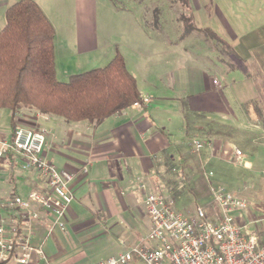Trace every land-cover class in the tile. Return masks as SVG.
<instances>
[{"label":"crops","instance_id":"obj_1","mask_svg":"<svg viewBox=\"0 0 264 264\" xmlns=\"http://www.w3.org/2000/svg\"><path fill=\"white\" fill-rule=\"evenodd\" d=\"M255 4L259 6L264 2L259 4L254 0H235L223 7L217 6L219 31L225 39L233 41V46L222 51L217 59H211V66L207 68L215 71L213 77L203 72L197 80H188L175 103H167L165 96H160V93L153 95L148 85H140L126 55L122 53L128 69L137 79L144 98L143 105H133L97 123L80 121L66 125L55 116L37 117L34 121L37 128H34L47 132L44 157L59 170L74 174V201L67 213L73 230L80 227L77 222L86 219L90 221L88 228L91 230L99 228L101 224L105 227L114 220L121 224L122 220L119 219L143 217L150 230L151 219L146 212L145 198L149 188L163 187L159 176L163 166L160 161H164L161 152L170 146L184 150L190 140L186 134L184 103L191 112L204 114L207 118L230 119L241 126L253 123V126L260 129L255 131L257 134L264 133V125L256 120L262 117L264 109L255 108L258 100L262 102L260 96L264 93V14L257 9L256 15L250 12L253 26L250 22L243 24L242 17L238 15L241 10L239 6ZM8 7L7 0H0V31L6 24ZM92 18L84 21L86 29L80 32L71 25L66 26L70 29L71 51H74L71 53L68 48L66 54H62L57 45L58 30L52 23L56 30V74L58 78L59 72L62 73L61 81L77 73L75 56L90 58L99 51L98 39L89 29ZM104 53L106 61H110L116 54L109 49ZM71 56L74 59L69 60ZM58 59L61 62L58 63ZM229 75L239 80L238 94L229 91ZM16 121L18 125L29 126L23 123L22 116H17ZM49 122L52 126L48 128ZM8 127V130H0V140L11 139V117ZM256 138L258 140L252 145L249 159L244 150L232 141L210 139L206 145H209L207 148L210 154L201 161H234L236 158L241 163L264 161V140H259L258 135ZM237 151L241 154L237 155ZM178 157L175 155L176 159ZM21 164L22 156L13 150H9L0 162V222L6 221L9 214L14 217L21 210L11 206V199L6 201L8 198L12 195L27 198L30 191L41 187L37 173L24 171ZM31 210L42 216L30 222L33 234L37 236L51 224L52 217L37 204ZM14 219L17 220L16 217Z\"/></svg>","mask_w":264,"mask_h":264},{"label":"rangeland","instance_id":"obj_2","mask_svg":"<svg viewBox=\"0 0 264 264\" xmlns=\"http://www.w3.org/2000/svg\"><path fill=\"white\" fill-rule=\"evenodd\" d=\"M17 1L19 0H7V4L10 6ZM35 1L55 24L58 30L57 45L62 50V54L71 51L70 29L66 26L71 25L80 32L86 29L83 25L84 21L93 17L92 23L91 20L89 21V29L96 35L100 48L98 53L90 58L73 56L76 58L74 63H77L75 66L77 73L104 67L109 62L104 59V52L108 49L123 53L131 70L137 75L140 85L146 87L148 85L154 92L153 95L160 93V96H165L169 104L175 103L188 80H197L203 72L213 77L215 71L207 68L211 66V59H217L225 49L233 46V41L229 38L225 39L219 31L216 10L217 6L223 7L224 4L227 5L235 0H92L91 3L88 0ZM254 1L259 4L264 2V0ZM239 8L241 10L238 15L242 17L243 24L253 23L249 14L251 12L252 15H256V9L264 14V4L239 6ZM99 54L100 56H97ZM73 57L71 56L69 60ZM59 62L61 61L58 59ZM58 78L62 80L61 72ZM227 82L230 83L229 91L238 94V78L229 75ZM261 96L262 102L258 100L255 108L259 107L263 110L264 93ZM24 113L25 115H21L23 123L36 127L34 121L42 114L37 113L35 109L26 108ZM10 117L9 109L0 108V130L9 129ZM56 119H60L66 125L75 123L67 122L60 117ZM206 120L213 122L215 131H223L224 134L207 131L189 138L183 150L187 161L181 164L185 172L184 180L177 170L174 174H167L165 161H160V165H163L160 173L172 179L174 182L170 186L180 191L179 196L175 198L177 210L193 215L198 206H205L209 214H214L216 210L211 202L210 185H221L238 198L247 201L248 208L242 213L239 223L247 226L248 231H255L260 239L264 240V161L241 163L237 158L234 161H200L210 154V149L207 148L209 145L206 146L209 138L232 141L238 148L244 150L248 156L246 158L249 159L253 150L252 145L258 140L257 135L260 137L259 140H264V133L257 134L255 131L260 129L253 126V123L241 126L230 119L207 118ZM256 120H260L264 125V113L262 112V117ZM51 126L49 122L47 127ZM195 139L204 142L200 152L194 151ZM189 155L197 160L190 159ZM210 172H213L212 176ZM182 183L185 184L184 188L180 185ZM161 185L163 186L161 188H149V192H167V184L161 181ZM14 196L6 201L13 199ZM7 216L6 221L4 220L6 227L15 223L13 215ZM66 220V231L56 228L49 232L47 227L40 235L34 236L32 226L25 230L33 235L34 247L38 244L41 247L40 251L35 248L28 264H96L135 245L153 244L147 239L149 227L144 217L119 219L122 220L121 224L114 220L105 227L101 224L99 228L91 230L88 228L90 223L88 219L77 222L80 226L77 230H73L68 214ZM19 256L20 251L10 260L0 264H18ZM128 264L144 263L134 257Z\"/></svg>","mask_w":264,"mask_h":264},{"label":"built area","instance_id":"obj_3","mask_svg":"<svg viewBox=\"0 0 264 264\" xmlns=\"http://www.w3.org/2000/svg\"><path fill=\"white\" fill-rule=\"evenodd\" d=\"M46 133L43 129L19 125L11 140H0V162L9 150L19 153L21 168L35 171L41 185L30 191L27 198L14 196L9 201L11 206L24 211V231L18 233L16 221L8 227L1 222L0 262L10 260L20 251L18 264H28L35 248L40 251V244L33 245V235L25 232L31 221L42 218L31 210L34 204L52 217L49 232L56 228L66 231L68 209L74 201V174L59 170L44 157ZM193 145L194 151L200 152L204 142L195 139ZM209 174L212 176L213 172ZM210 192L216 210L211 215L202 206L193 215L184 214L177 210L171 193L148 192L145 208L151 227L147 239L153 244L135 245L96 264H128L134 257L144 264H264V240L239 223L248 208L247 201L221 185L211 184Z\"/></svg>","mask_w":264,"mask_h":264},{"label":"trees","instance_id":"obj_4","mask_svg":"<svg viewBox=\"0 0 264 264\" xmlns=\"http://www.w3.org/2000/svg\"><path fill=\"white\" fill-rule=\"evenodd\" d=\"M55 36L54 25L35 0H19L7 8L6 24L0 31V108L11 111V139L19 126L16 117L25 115V108L67 122L97 123L135 104H144L137 79L128 69L124 56L118 52L104 67L72 74L67 81L59 80ZM183 114L189 138L215 131L213 122H206V115L191 112L185 103ZM215 133L224 134L219 130ZM210 139L206 142L209 143ZM161 153L167 174H174L177 170L184 180L181 164L187 161V157H184L183 149L170 146ZM175 155L179 157L176 159ZM188 157L193 158L192 155ZM159 176L167 184V192L177 198L180 191L170 186L174 181L163 173ZM14 217L21 234L24 225L22 210H18Z\"/></svg>","mask_w":264,"mask_h":264}]
</instances>
